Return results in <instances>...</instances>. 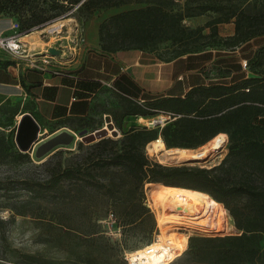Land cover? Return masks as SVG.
I'll return each instance as SVG.
<instances>
[{
  "label": "trees",
  "instance_id": "16d2710c",
  "mask_svg": "<svg viewBox=\"0 0 264 264\" xmlns=\"http://www.w3.org/2000/svg\"><path fill=\"white\" fill-rule=\"evenodd\" d=\"M53 1L47 8L34 0H0V17L19 16L21 30L30 31L41 26L49 19L59 15L45 16L47 10L57 11L67 7L70 10L77 4L90 13L99 9H116L100 22L98 27L99 43L102 51L113 53L118 50L140 49L155 51L161 59L171 60L183 55H211L217 46L221 53L225 46L236 50L247 47L252 40L264 37V1L251 0H65ZM258 4H260L258 6ZM123 5H134L118 10ZM212 15L202 25L192 27L185 23L187 18ZM16 19V18H15ZM234 23V34L221 38L219 25ZM210 28L209 35L205 29ZM202 38L209 39L204 44H196ZM196 44L192 46L193 44ZM177 46L172 56H167L166 46ZM165 52H162L161 49ZM245 55V56H243ZM241 58L249 69L243 68L241 58L234 60L215 59L216 67H222L230 76L229 81H213L207 85L191 86L178 95L160 96L144 99L140 103L130 92L117 87L127 96L130 111L127 114L154 115L164 113L170 121L160 130L149 128H131L121 137H104L94 143L98 147L93 164L95 169L108 171L118 167L130 177L134 187L127 190L128 198L134 197L140 190V198L146 200L145 185L158 183L201 190L210 194L218 203L231 209L233 216L234 198L247 196L250 199L252 214L241 219L240 235L204 237L212 245L208 248L210 256L204 264H264V248L260 239L264 236V188L241 184L227 185L217 172L225 163L212 168L193 166L187 163L167 166L152 162L144 150L146 144L161 136L168 148L195 149L224 132L229 136L228 155L242 158L264 170V42L251 51H245ZM243 74V75H242ZM17 115V112H14ZM86 117V116H85ZM84 118V117H80ZM79 118H65L59 124L68 125ZM118 134L115 135V137ZM17 145V144H15ZM83 143L79 144L82 147ZM13 145H9L11 148ZM7 155V154H6ZM5 156H1L3 158ZM214 171H216L214 173ZM93 169L82 167V163L57 168L45 182L24 181L22 186L28 189L36 199L46 197L49 192H68L64 184L82 181L86 185L105 187L97 181ZM111 184L104 195L121 193L119 187ZM121 198V197H117ZM70 200V199H69ZM149 208L143 207L137 218L143 219ZM136 222L135 217L121 223L129 227ZM127 229L123 230L125 233ZM98 232H92L96 234ZM100 234L92 236L99 237ZM208 246L204 247L207 249ZM140 248V247H139ZM135 250V249H134ZM28 264H33L28 261ZM91 264V263H90Z\"/></svg>",
  "mask_w": 264,
  "mask_h": 264
},
{
  "label": "rangeland",
  "instance_id": "374dc122",
  "mask_svg": "<svg viewBox=\"0 0 264 264\" xmlns=\"http://www.w3.org/2000/svg\"><path fill=\"white\" fill-rule=\"evenodd\" d=\"M39 1V4L44 8H47L53 1H60L68 5L65 0H34L35 4ZM254 1L256 0H251L253 3ZM76 6L70 10H67V7L57 11L47 10L44 12L45 16H51L56 12H59V15L49 19L41 26L33 27L30 31L21 30V21L19 16L15 15L16 22L20 25V35L21 37L25 35L23 41L29 45L27 48L34 47L35 50L32 49V52H38L37 50L44 49L46 44H53L56 41V36L55 34L51 36L48 33L49 27L54 24L55 26L65 24L63 32H60L61 36H65L63 45H73L71 40L77 41L76 35L81 32L84 38L81 46L84 50L89 43V32L98 28L104 18L116 12V9L105 8L90 13L87 9ZM133 6L123 5L118 7V10L129 9ZM211 17L212 15H205L197 21L191 19L188 21V25L196 26V23L202 25ZM231 23L219 25L218 32L221 38H227L234 34V23ZM210 32V28L205 29V34L209 35ZM29 33H32L34 37H30ZM208 40L202 38L196 44H204ZM263 42L264 37L254 39L244 50L240 48L231 50V48L219 46V48L225 49L216 55L229 56L236 61L245 54V51L249 50L250 46V49L253 50L256 48L253 45L256 46ZM196 44L194 43L192 46ZM64 48L67 51L65 56H67L70 54L68 50L71 48L65 46ZM206 48L214 49V52L217 50V46ZM29 49L28 51L31 52ZM175 49L177 46L167 45V56H172ZM161 51L165 52L163 48ZM46 53L49 52L46 51ZM241 64L243 68H246V71L249 69V66H244L245 61H242ZM262 68H264V64ZM226 75L227 72L222 67L214 65L209 70V78H215L214 82L225 79L229 81L230 79ZM165 86L167 87L168 83H165L163 88ZM176 89L178 88L176 87ZM165 92L167 89H162V93ZM153 94L155 95V92ZM153 94L143 93L142 98L152 99ZM20 110L19 102L0 99V264H28V261L33 264H132L130 257L127 259L126 256L128 257L134 249L152 243L160 233L157 209L152 204L149 192L151 184L145 185V202L140 198V190L135 192L134 197L128 198L127 190L134 187L130 177L118 167L110 168L108 171L95 169L93 160L99 148L94 146V143L97 141L83 142L81 133H93L97 129L104 128L108 123L107 128L110 131L118 130L116 137L111 134L108 137L116 139L131 128L160 130L170 121V117L159 112L148 116L127 114L130 111L127 96L114 88H106L96 96L89 115L74 119L68 125L62 126L63 131H60V134L65 132L62 134L63 138L69 139L70 135L72 137L69 144L59 145L58 148L49 151L47 146L43 145L46 142L44 140L56 132L55 130L60 125L57 123L50 125L51 127L46 133L44 128L41 130L39 139L32 149L21 151L15 145L19 117L14 115V112L19 113ZM151 120H153V124L149 125ZM159 137L161 136L157 138ZM81 142L83 143L82 147L79 146ZM11 144L13 146L10 148ZM228 145L229 136L222 149L220 148L216 153L208 150L202 158L206 160L200 159L195 162L168 159L159 153H149L148 144L144 150L152 162L167 166L180 165L184 162L193 166L212 168L226 159L222 168L214 173L220 174L227 185L248 184L264 188V170L242 158L228 155ZM195 149L205 151L202 146ZM1 156L5 157L1 158ZM76 163H82V167L86 169H94L98 176L97 181L105 184L104 189L96 185H86L82 181L77 184L66 182L64 187L68 192H49L46 197L36 199V197H32L33 194L28 189L22 186L24 181L45 182L57 168ZM111 184L119 187L121 193L104 195V191L111 188ZM117 187L115 190L118 191ZM232 206L233 216H231L229 207L227 208L223 204L217 206L215 224L213 230L209 232L181 230L188 234L186 249L169 264H204L211 255L208 248L212 245L210 242H205L204 237L240 235L242 233L240 221L251 215L253 209L247 196L234 198ZM143 207L149 208L150 211L143 219H139L137 215ZM133 217L136 219L133 225L121 226V223ZM125 229L127 231L123 233ZM92 232L98 233L90 235ZM97 234H100L99 237L96 236L94 237L96 240H93L92 236ZM260 245L264 248V236L260 239ZM206 246H208L207 249H204Z\"/></svg>",
  "mask_w": 264,
  "mask_h": 264
},
{
  "label": "crops",
  "instance_id": "0c3cea01",
  "mask_svg": "<svg viewBox=\"0 0 264 264\" xmlns=\"http://www.w3.org/2000/svg\"><path fill=\"white\" fill-rule=\"evenodd\" d=\"M191 19L197 21L200 17L187 18L185 23L188 24ZM15 22L16 19L12 16L0 17V36L11 33ZM53 27L57 26L51 25L49 29ZM29 34L34 37L32 33ZM88 41L84 50L81 48L74 55L70 53L62 57L56 56L57 54H53V57L46 53L55 47V42L46 44L44 49L30 52L33 54L32 59L36 61L35 66L30 63V59L12 56L0 46V99H11L20 103L21 110L16 115L19 117L18 121L23 114L29 112L46 133L50 125L60 123L65 118L89 115L96 96L106 88L120 91L117 88L120 87L141 100L142 94L147 92H155L152 99L178 95L188 91L191 86L212 83L215 78H209V70L215 65V59L229 57L217 56L213 52L211 55H194L189 58L188 55H183L166 60L161 59L155 51L140 49L106 53L101 49L97 27L89 32ZM250 48L248 51L252 50ZM65 52L67 53L66 50ZM49 58L51 61L59 60V64L44 63ZM242 61L245 59L241 58L240 62ZM56 69H61L66 74H56ZM243 71L244 69L237 70L227 77L230 79L233 74L237 76ZM165 83H168L164 87L167 92L162 93ZM151 124L153 120L149 121V125ZM58 126L56 132L44 141L63 131L64 125Z\"/></svg>",
  "mask_w": 264,
  "mask_h": 264
},
{
  "label": "bare ground",
  "instance_id": "6f19581e",
  "mask_svg": "<svg viewBox=\"0 0 264 264\" xmlns=\"http://www.w3.org/2000/svg\"><path fill=\"white\" fill-rule=\"evenodd\" d=\"M57 28L60 29V26ZM32 49L35 50L34 47L29 50L32 52ZM227 140L228 134L221 132L207 144L202 145L205 151H198L179 147L168 148L163 138L159 137L148 144L147 150L149 153H159L168 159L200 160L208 150L216 153L217 150L222 149ZM150 184L149 192L152 204L157 209L160 233L152 243L130 252L126 258L130 257L131 261H129L132 264H169L186 249L188 234L181 230L202 233L213 230L218 203L210 194L201 190Z\"/></svg>",
  "mask_w": 264,
  "mask_h": 264
},
{
  "label": "water",
  "instance_id": "95a60500",
  "mask_svg": "<svg viewBox=\"0 0 264 264\" xmlns=\"http://www.w3.org/2000/svg\"><path fill=\"white\" fill-rule=\"evenodd\" d=\"M49 51L52 54H56V50L54 48H50ZM118 130L113 129L110 131L108 128L104 127L102 129H97L93 133H86L83 132L81 133L82 135V141L86 143H92L95 141H98L104 137L109 136L111 134L112 136H115L117 134ZM41 133V126L40 124L35 120L32 114L29 112L23 114L18 122L17 130H16V135H15V142L18 146V148L21 151H29L32 149L33 145L37 142L39 139V135ZM65 133V132H64ZM64 133H59L55 137L47 140L45 142V146H47V150H52L58 145L62 144H69L70 141L72 140L71 135L69 136V139H64L62 134ZM46 150V151H47ZM206 160V159H202ZM195 161H200L198 159L194 160H189L186 162H195ZM184 163V162H183Z\"/></svg>",
  "mask_w": 264,
  "mask_h": 264
},
{
  "label": "built area",
  "instance_id": "2783aa9c",
  "mask_svg": "<svg viewBox=\"0 0 264 264\" xmlns=\"http://www.w3.org/2000/svg\"><path fill=\"white\" fill-rule=\"evenodd\" d=\"M76 7H79V5H77ZM64 27H65V25H60V29H58L57 27H53V28L48 30L49 34H51V35L55 34V36H56V41H55L56 45L54 48L56 50V54H57L56 56H58V57L59 56L62 57V56L66 55L64 46L67 48H71L68 51H70L71 55H74L76 52H78L82 48L81 43L84 42V38H83L81 32H79L76 35V38H78V40L77 41H75V39L71 40L72 41L71 43L73 45H71V46L63 45V40H64L65 36L63 37L60 34L63 32ZM19 28H20V25L17 22H15L12 25V32L11 33L0 36V46L3 49H5L7 52H9L12 56L30 59V63H32V65L35 66L36 61L32 59L33 54H30L25 42L22 41L21 35L19 32ZM47 51L49 52L48 54H50V56L54 57V55L49 50H47ZM52 62L59 64V60L51 61L50 58L48 60H46L44 63L51 64ZM246 65H247V62L245 61L244 66H246ZM54 73L66 74L61 69H56L54 71ZM142 102H143V100H140V103H142ZM107 125H108V123H106V126H105L106 128H107Z\"/></svg>",
  "mask_w": 264,
  "mask_h": 264
}]
</instances>
